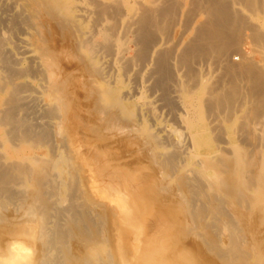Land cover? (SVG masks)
<instances>
[{"label": "bare ground", "instance_id": "6f19581e", "mask_svg": "<svg viewBox=\"0 0 264 264\" xmlns=\"http://www.w3.org/2000/svg\"><path fill=\"white\" fill-rule=\"evenodd\" d=\"M0 264H264V0H0Z\"/></svg>", "mask_w": 264, "mask_h": 264}, {"label": "rangeland", "instance_id": "374dc122", "mask_svg": "<svg viewBox=\"0 0 264 264\" xmlns=\"http://www.w3.org/2000/svg\"><path fill=\"white\" fill-rule=\"evenodd\" d=\"M251 48V49H250ZM252 48H254V47H252L251 46V44H249V43H247L246 45H243L242 47H241V49H242V52L246 55V56H250L249 58L250 59H252V60H254V61H256V60H258V55H257V52L255 51V48L254 49H252ZM253 52V53H252ZM256 53V54H255ZM237 57V55H235V57L234 58H236ZM144 72H145V70H144ZM147 83H150V81H148ZM146 83V84H147ZM157 95V93H153V94H151L150 95V98H151V100L152 101H154L155 102V105H157L158 104V102L157 101H155V96ZM157 97V96H156ZM166 110L164 109H162V110H160V112H161V114H162V116H164V118H165V128H168L169 126H172V127H174V128H176V129H178V130H181L182 128L179 126V124H178V122L176 121V120H171V116L170 115H168L167 114V112H165ZM165 112V113H164ZM174 121V122H173ZM211 124L213 125L214 123H216L217 122V120L215 121V119H211ZM179 126V127H178ZM257 128H255L256 130H259L260 128H261V126H260V124H258L257 126H256ZM181 128V129H180Z\"/></svg>", "mask_w": 264, "mask_h": 264}]
</instances>
